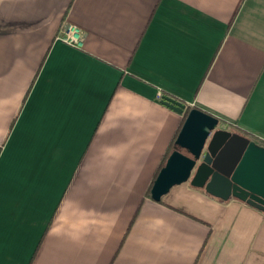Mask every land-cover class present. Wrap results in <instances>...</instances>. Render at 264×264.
I'll use <instances>...</instances> for the list:
<instances>
[{"label":"crops","instance_id":"1","mask_svg":"<svg viewBox=\"0 0 264 264\" xmlns=\"http://www.w3.org/2000/svg\"><path fill=\"white\" fill-rule=\"evenodd\" d=\"M164 94L264 141V0H0V264H264V210L147 194Z\"/></svg>","mask_w":264,"mask_h":264},{"label":"water","instance_id":"2","mask_svg":"<svg viewBox=\"0 0 264 264\" xmlns=\"http://www.w3.org/2000/svg\"><path fill=\"white\" fill-rule=\"evenodd\" d=\"M162 102L180 112L186 109L185 102L167 94L162 95ZM184 181L219 198L237 197L264 210V144L223 127L219 117L194 107L154 179L151 196L161 200Z\"/></svg>","mask_w":264,"mask_h":264},{"label":"built area","instance_id":"3","mask_svg":"<svg viewBox=\"0 0 264 264\" xmlns=\"http://www.w3.org/2000/svg\"><path fill=\"white\" fill-rule=\"evenodd\" d=\"M59 37L71 45L80 46L83 32L82 29L74 23H64L61 26Z\"/></svg>","mask_w":264,"mask_h":264},{"label":"trees","instance_id":"4","mask_svg":"<svg viewBox=\"0 0 264 264\" xmlns=\"http://www.w3.org/2000/svg\"><path fill=\"white\" fill-rule=\"evenodd\" d=\"M194 107H197V106H195V105H189V104L186 106V109L184 111V120H185L188 112L190 111V109H192ZM179 131H180V129L176 132V134L174 135L173 139L171 140V142L169 144V147H168V149H167V151H166V153H165V155H164V157H163V159H162V161H161V163H160V165H159V167L157 169V172L155 174L154 179L156 178V176H157L158 172L160 171L161 167L165 164V162H166L168 156L170 155V153L172 152V150L175 148V140H176V137H177ZM257 141L259 143H261V144H264V141H262V140H257ZM153 182H154V180H153ZM153 182L151 183V185L149 186V188L147 190V194L148 195H151V188H152Z\"/></svg>","mask_w":264,"mask_h":264}]
</instances>
